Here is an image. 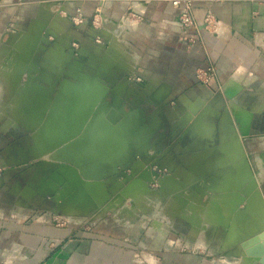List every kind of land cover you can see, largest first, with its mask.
Segmentation results:
<instances>
[{"label": "crops", "instance_id": "obj_1", "mask_svg": "<svg viewBox=\"0 0 264 264\" xmlns=\"http://www.w3.org/2000/svg\"><path fill=\"white\" fill-rule=\"evenodd\" d=\"M24 1L0 0V66L24 59L31 109L24 124L0 117V264H247L235 258L264 231V0H191L188 29L163 0ZM210 67L205 85L195 72ZM48 100L104 131L49 158L33 115ZM128 170L216 197L183 194L182 220L199 218L188 233L171 210L167 223L126 206L59 211L80 194L101 202ZM241 172L258 190L240 196Z\"/></svg>", "mask_w": 264, "mask_h": 264}, {"label": "rangeland", "instance_id": "obj_2", "mask_svg": "<svg viewBox=\"0 0 264 264\" xmlns=\"http://www.w3.org/2000/svg\"><path fill=\"white\" fill-rule=\"evenodd\" d=\"M19 38H20L19 35L13 37L10 40L8 46L10 48L11 47L16 48L17 46L16 44L20 40ZM23 64H24V59H20V54H19L18 56L16 55L15 57H13L7 64H5L7 71L4 70L5 66L3 65L0 66V117H2L3 120L14 119L15 123H19V124H24L25 122L24 116H26L27 118V112L31 111L30 107L24 105V87H26L28 78L27 75L25 74L26 70L23 69L24 66ZM8 69L14 70L15 72L9 74ZM44 96L46 97L45 94ZM48 101H46L45 106H40L35 108V110L33 111L34 112L33 115L34 116L36 115L35 117H38V119L35 120L33 119V120L35 125H37L38 127L40 123L41 131L44 133L43 136L44 148L46 152L49 153L48 154L49 158L57 159L56 156L57 151L64 150L63 152H66L67 150H70L69 148H71V146H73L74 144L91 145V139L87 138L88 136L87 133L91 132V127H93L92 130H97V132L104 131V125L102 123L100 124H98V122L95 124L94 123L91 124L90 122L86 123L87 116L81 121V124L79 125L78 124L75 125L74 123H68L67 121L68 119H70L72 113V109H71L72 106L70 104L59 106L60 111H58L57 110L58 108L56 107L57 104L55 103V101L53 100H51V102ZM87 112L91 113V108ZM62 120H64L63 123ZM74 131L77 132L76 137L74 138L71 137L72 139L63 138V136L68 135V133H73ZM89 135H91V133ZM100 139L102 138L99 139L97 138L96 147H99L98 144L99 145L103 144L102 140ZM64 155L62 156L63 159L68 160L67 157H65ZM129 172L132 171L130 170ZM124 174H126V177H122L123 186L117 189V193L113 197L120 196L121 194H123V196H125L127 199L122 203V205L116 206L115 209L114 208L110 209L109 206H106L107 208L106 213H110V215L113 216L118 210H121V208H124L126 206L128 207V209H131V211L134 212L141 210H144V212H154V215L153 216L150 215V216H152L154 219L164 218L163 220L166 221L167 223L168 222L167 220L170 219L171 217L170 213L175 212L178 214V216H182V217L178 218V216H176V220L173 218L170 219V222L172 221L173 226H175L174 224L176 223L179 224V226H181L186 233H188L191 227H193L194 225L193 222L195 223L199 220V218L197 217L194 218L193 222L191 221L192 223H190L189 221L185 222L182 220L185 219V216H188L186 215L187 214L186 211L188 212V208H189V206L186 207L187 205L186 203L185 204L181 203L182 200H185V196L183 194L196 195L194 191L183 187H179V185H177L175 181H169V180L167 181L163 179L162 177L164 176V173L162 172L156 173L155 171L149 170L140 173L136 171L127 174L126 171H124ZM119 178L120 177L116 178L117 181L120 180ZM141 179H144L145 181H142ZM239 179L240 182L243 183L240 177ZM115 182L116 181H113V184ZM141 184L145 186L146 188L145 191L141 188ZM210 190H214V189H210ZM243 191L244 190H242L241 193H243ZM240 196H242V194ZM214 197H216L214 191H210L207 192L206 196L202 195V197L199 198V201L202 204L204 199L208 201L210 200V198L213 199ZM148 199L154 201L156 199H159V202L157 205H155L150 201H146ZM173 199L176 201L175 203L172 202ZM70 201L71 202L69 204H66L67 206L60 205L59 211L62 214L65 211L67 212L68 208H71L70 212H74L77 218L87 219L88 217L91 218L94 215V213L98 214L100 212H104L103 209L104 205L101 206L100 210L93 212L92 209L94 205L92 203L87 202V195L83 196L80 194V197H77ZM182 212L185 213L183 214ZM154 219L152 221L157 222ZM186 235L188 234H185V236Z\"/></svg>", "mask_w": 264, "mask_h": 264}, {"label": "water", "instance_id": "obj_3", "mask_svg": "<svg viewBox=\"0 0 264 264\" xmlns=\"http://www.w3.org/2000/svg\"><path fill=\"white\" fill-rule=\"evenodd\" d=\"M37 34V33H36ZM99 36H97L96 38H98ZM95 40V39H94ZM123 172V170H122ZM156 173H158V171H155ZM119 173H117V176L116 178L119 176L118 175ZM241 177L245 180V184H246V187H245V191H243L242 193V196L245 195V193L247 194V192H249L250 190H258V184L257 182L255 181L254 177L252 178V174L250 172L246 173V174H243V172H241ZM145 177V176H144ZM142 178V177H141ZM145 179V178H144ZM144 179H141L142 181H145ZM147 179V178H146ZM117 180V179H116ZM141 180H138V181H141ZM248 180V181H247ZM140 183V182H139ZM73 187V186H72ZM120 187V184L118 183V186H115L113 187L112 189V192L109 193L108 195V199L109 201L107 200V198H105L104 200H102L101 202L100 201H96L95 204H93V212H96L97 210H100L101 209V206L102 205H108L109 208H116V206H119V205H122V203L124 201H126V197L123 196V194H121L120 196H116V197H113L116 193H117V189ZM141 188L145 191V186L143 184H141ZM75 188L71 189V191H73ZM243 189L241 188V191ZM192 191H195V190H192ZM203 189L199 188V189H196V192L195 194L197 195V199L199 200V198L202 197V194H203ZM80 194V192L78 193ZM80 196V195H79ZM77 196V197H79ZM196 197V196H194ZM114 199V200H113ZM70 200H73L71 198L67 199V201L62 204V205H66V204H69L71 201ZM106 201H108V203H106ZM105 202V204H104ZM91 203V202H90ZM242 203V200H238L237 202V206L241 205ZM67 206V205H66ZM61 209H62V206H61ZM107 208H105V211L106 212ZM71 208H68L67 212L65 211L63 214L64 215H67V216H71ZM104 212H100L98 213L99 214H102ZM250 247L255 245L254 249L250 248L248 245V248L246 247L245 249V252L242 254V256H240L239 258H235V259H240V261L243 263H247V264H253V263H257V264H264V231L261 232L260 234H258V236L256 238H254L251 243L249 244ZM250 248V249H249Z\"/></svg>", "mask_w": 264, "mask_h": 264}, {"label": "built area", "instance_id": "obj_4", "mask_svg": "<svg viewBox=\"0 0 264 264\" xmlns=\"http://www.w3.org/2000/svg\"><path fill=\"white\" fill-rule=\"evenodd\" d=\"M171 4L174 9H179V24L182 29H188L193 27V15H192V1L191 0H163ZM20 4L25 3L24 0H18ZM210 18V17H209ZM207 18L206 22L209 23L210 19ZM73 23H78L76 18L72 19ZM100 25V12H97L92 20V27L97 29ZM98 41V39L96 40ZM190 44V40L188 41ZM196 79L207 85L214 76V69L212 67L206 70H197L195 72Z\"/></svg>", "mask_w": 264, "mask_h": 264}]
</instances>
